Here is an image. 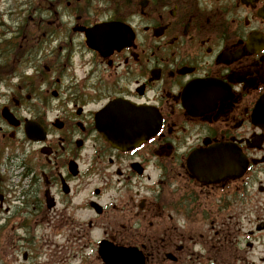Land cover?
I'll return each mask as SVG.
<instances>
[{
    "label": "flooded vegetation",
    "instance_id": "flooded-vegetation-1",
    "mask_svg": "<svg viewBox=\"0 0 264 264\" xmlns=\"http://www.w3.org/2000/svg\"><path fill=\"white\" fill-rule=\"evenodd\" d=\"M93 1L0 0V261L95 264L107 240L149 264H264V0ZM103 23L104 54L86 34ZM114 100L149 108L154 136L114 148ZM225 143L246 170L208 180Z\"/></svg>",
    "mask_w": 264,
    "mask_h": 264
},
{
    "label": "water",
    "instance_id": "water-1",
    "mask_svg": "<svg viewBox=\"0 0 264 264\" xmlns=\"http://www.w3.org/2000/svg\"><path fill=\"white\" fill-rule=\"evenodd\" d=\"M94 47H99V43L97 42H92L91 43ZM121 125L114 124L113 126H105L104 127V132L107 135V137L114 143H119L120 141H128L130 140V137H127L126 133L124 136H122V130L120 128ZM119 256V255H117ZM116 255L109 260V258H106V261L108 264H125L127 262L120 261L119 258Z\"/></svg>",
    "mask_w": 264,
    "mask_h": 264
},
{
    "label": "rangeland",
    "instance_id": "rangeland-1",
    "mask_svg": "<svg viewBox=\"0 0 264 264\" xmlns=\"http://www.w3.org/2000/svg\"><path fill=\"white\" fill-rule=\"evenodd\" d=\"M33 1L36 2L37 0H33ZM40 6L43 9L45 4H42ZM63 6L67 10L66 5H63ZM104 10H105V5H104L103 2H99V1H95V0L93 1L92 7L90 8V11L93 14L94 13H102V16H103L102 18H104L105 17V11ZM8 234H10V232ZM20 258H21V253H20ZM0 264H12V255L9 252L3 253V257H2V260H1ZM95 264H98V263H95Z\"/></svg>",
    "mask_w": 264,
    "mask_h": 264
}]
</instances>
